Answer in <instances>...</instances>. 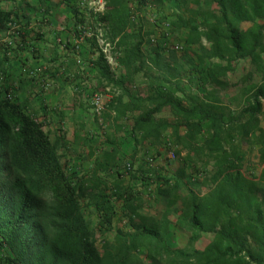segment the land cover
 I'll list each match as a JSON object with an SVG mask.
<instances>
[{
  "label": "trees",
  "instance_id": "1",
  "mask_svg": "<svg viewBox=\"0 0 264 264\" xmlns=\"http://www.w3.org/2000/svg\"><path fill=\"white\" fill-rule=\"evenodd\" d=\"M15 1L0 0L3 36L19 30L15 6L4 8ZM59 1L70 8L76 25L84 27L91 17L108 38H117L123 76L109 69L87 37L96 52L94 70L104 81L99 90L110 85L126 91L132 72L156 73L149 76L145 95L126 91L130 132L137 142L152 144L167 134L181 164L169 175L145 171V187L153 183L151 192L165 202L159 216L144 213L141 191L119 183L110 187L97 173L114 161V141L89 174L68 171L63 139H50L46 112H31L2 76L0 264H264V0H209L213 8L195 7L200 0H135L142 7L155 1L173 4V17L160 20L184 44L180 59L173 51L164 53V38L153 44L149 32L144 37L126 0H103L100 12L82 10L79 0ZM9 44L0 42L3 57L12 50ZM242 59L260 78L233 97V110L220 91ZM185 71L196 79V90L184 86ZM164 107L172 120L158 116ZM125 112L117 109L115 116ZM244 147L255 150L256 173L246 171ZM189 165L209 169L204 192L192 186ZM118 203L124 228L114 226ZM171 225L188 233L190 241L205 233L212 238L201 248L174 247L168 241Z\"/></svg>",
  "mask_w": 264,
  "mask_h": 264
},
{
  "label": "crops",
  "instance_id": "2",
  "mask_svg": "<svg viewBox=\"0 0 264 264\" xmlns=\"http://www.w3.org/2000/svg\"><path fill=\"white\" fill-rule=\"evenodd\" d=\"M30 1L33 4L32 0H16L13 5L9 3L4 6L5 9L15 6L13 9L21 22L17 25L19 30L13 31V51L10 54L7 53L9 56L5 54L4 57L0 52V67H4L6 62L13 64V85L8 84L13 86L14 96L18 101L26 100L31 112L37 115L46 112V115L42 117H46V128L50 132V139L52 141L57 138L63 139L64 145L61 150L71 151V154H67L64 160H67L68 164L73 162V170L77 173L89 174L96 167L97 162H103L107 153H110L112 147L110 142L114 141L116 145L118 136L123 133V119L128 118L131 128V103L127 93L145 95L151 89L149 79L143 75L142 71L132 72L127 77L129 84L125 86L128 92L117 89L118 94L113 99L115 100L114 109L125 110V114L118 117L106 114V123L110 120L109 136L104 139H88L87 132L94 127L91 118L94 116L91 94L93 90L99 89L98 87L102 86L104 81L99 80L94 70L93 61L96 52L90 40L86 37L82 40L77 38L81 29L93 26V24L90 20V24L84 27L80 24L76 25L69 7L64 9L65 17L68 19L60 20L57 7L65 4L59 0H36L34 6L29 8L26 5ZM41 17H50L55 24L50 25L39 20ZM2 37L3 40L8 38L6 35ZM180 45L183 51L184 44L180 43ZM163 46L165 49L166 44L163 43ZM11 57H13L12 63L8 61ZM114 74L126 75L123 66H119ZM112 102H109L110 106ZM166 109L168 107L162 110ZM100 141L106 146H104L105 150L102 155L97 156L96 148ZM117 161L118 154L114 161L111 160L108 163V168L116 165ZM106 169L104 167L97 173L107 179L110 187L114 183H119L135 190L141 189L138 183L133 182L134 180L130 177L105 176Z\"/></svg>",
  "mask_w": 264,
  "mask_h": 264
},
{
  "label": "rangeland",
  "instance_id": "3",
  "mask_svg": "<svg viewBox=\"0 0 264 264\" xmlns=\"http://www.w3.org/2000/svg\"><path fill=\"white\" fill-rule=\"evenodd\" d=\"M128 7L133 14V17L135 18L138 23L141 24L142 31L144 37L146 36V33H150V37L152 38L151 43H155L156 40L160 38H164L166 40L165 44V53L168 55L171 53V51L174 52V55L177 59H180L182 56L183 51L177 50L175 51L174 46L179 45L181 43V40L178 38H175L174 36H171L168 31V24L161 23V16L164 15L168 19L173 17V12L171 10V7H174L172 3H169L167 1H155V2H149L145 7L139 6L136 4L135 0H126ZM33 4H35L36 0H32ZM90 0H80L81 3V9L88 12L91 9ZM29 8L33 7L34 5L30 2H27ZM13 5V2H12ZM30 5V6H29ZM33 5V6H32ZM7 6V5H6ZM68 6L66 5H60L57 7L58 12L60 13L59 19L62 21H65L67 17H65V11L64 9H67ZM195 7L199 8H213L212 3L209 0H200V2L195 5ZM175 8V7H174ZM68 19V18H67ZM39 20L45 21L50 25H54L55 21L52 20V18H40ZM89 24L91 20V24L93 26H97V23L94 19L88 18ZM87 24V25H89ZM13 31V30H11ZM13 34V33H12ZM10 33L8 38L3 40L2 35H0V42H10V46L12 47L13 51V36ZM11 36V37H10ZM183 44V43H182ZM195 49V47H193ZM10 51V52H11ZM8 52V54H10ZM7 54V55H8ZM9 56V55H8ZM13 57L9 58L8 61L10 63ZM146 69V70H145ZM142 73L144 76L149 78V76H154L156 73L154 71H148L147 68H145ZM251 71L252 75L250 78H248L245 82L241 81L242 77L246 76L247 73ZM0 74L5 76V79H7V83L13 85V64H9L6 62V65L4 67H0ZM184 86L188 90H196V79L193 78V76L190 75L188 72H184ZM260 74L255 71V69L249 64L248 60L242 59L237 64L236 67L233 69L232 72H230L227 76V80L229 84L220 91V97L223 99L225 103H228L231 105L232 109L235 108V102L233 100V97L236 95H239L241 89L248 85L249 83H254L259 81ZM10 80V81H9ZM13 87V86H12ZM264 106V103H263ZM158 116L165 117L168 120H172V116L170 115V112L168 109L161 110V112L158 114ZM93 119L94 127H92L91 130H88L87 132V138L88 139H104L109 136V129H110V120L106 123L104 126H99L97 123V120L95 116L91 117ZM47 125V124H46ZM46 127V126H45ZM122 134L118 136V140H116L117 145V154H118V161L116 165L111 166L104 171L105 176L113 175V177L117 176V178H123V176L130 177L133 179V182H137L138 186L141 187L140 190L142 191V195L144 196V201H142L141 211L144 213H152L155 216L160 215V211L162 209V206L165 202V199L162 197H156L151 191H153V183L150 187V189H147L145 187V171H147L148 168L155 169L156 171L169 175L172 173L180 164L181 159L179 156H177L174 152V156H170L171 151H175V147L169 140V136L167 134H164L160 141L156 144H152L149 141L144 142H137L135 139V136L131 134L130 132V123L128 121V118L123 119V128H122ZM50 133V132H49ZM52 137V134H51ZM102 137V138H101ZM167 139L169 141H167ZM97 146V145H96ZM105 144H103L102 141H100L99 145L96 148V155L101 156L104 149ZM246 150V158H245V165H246V171L250 173H256L258 170L256 165V159H255V150L253 148L244 147ZM69 149H64L63 151V161H65V165L68 171H74L73 170V162L71 164H68L66 162V155L71 154ZM84 155H86V152H84ZM86 157V156H83ZM82 157V158H83ZM91 157V156H90ZM126 163H130V171L125 172L123 170V167ZM116 168V169H115ZM187 175L191 179V184L194 187V189L198 192H204L206 190L205 186V177L209 174V169H205L203 167H197L189 165L186 167ZM107 172V173H106ZM135 176H132V175ZM147 176L151 179L154 178L155 174L148 173ZM126 180V178L124 179ZM152 194V195H151ZM118 203L116 208L118 212V216L114 220V226H117L119 228H124V225L126 223L125 219H122V213L121 209L122 206ZM89 209H84V212L89 215V217L92 219V222L95 221V217L93 214H90ZM212 238L211 233H205L201 235L198 239L190 241L189 234L176 228L174 225H171L170 232L168 235V241L170 244L174 247L178 248H201L208 240ZM100 244L99 242L97 243ZM4 253V250L0 248V256Z\"/></svg>",
  "mask_w": 264,
  "mask_h": 264
},
{
  "label": "built area",
  "instance_id": "4",
  "mask_svg": "<svg viewBox=\"0 0 264 264\" xmlns=\"http://www.w3.org/2000/svg\"><path fill=\"white\" fill-rule=\"evenodd\" d=\"M90 7L93 12H100L104 8L103 0H90ZM92 38L94 41L98 51L102 54L104 60L106 61L109 69L114 73L119 65V58L122 55L121 47L117 45V38H108L105 35V31L103 25L97 23V26H88L85 29H81L80 34L78 36V40H82L83 38ZM175 50H180L181 45H175ZM2 74H0V78L2 79ZM118 94V90L112 88L110 85H105L103 90L95 89L91 94V105L94 116L97 120L99 126H104L106 122V114L111 116H115V109L113 105H115V100H113ZM112 102V105H109V102ZM45 126L47 122L44 123ZM167 141H169L167 139ZM170 156H174V151H171ZM130 163H126L123 167L125 172L130 171ZM116 169V168H115Z\"/></svg>",
  "mask_w": 264,
  "mask_h": 264
}]
</instances>
